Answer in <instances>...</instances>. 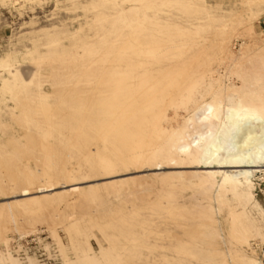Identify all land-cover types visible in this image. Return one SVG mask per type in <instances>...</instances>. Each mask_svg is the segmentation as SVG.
<instances>
[{
	"label": "rangeland",
	"instance_id": "374dc122",
	"mask_svg": "<svg viewBox=\"0 0 264 264\" xmlns=\"http://www.w3.org/2000/svg\"><path fill=\"white\" fill-rule=\"evenodd\" d=\"M261 1L0 0V62L16 76L0 68V264H264V173L249 201L183 156L142 160L156 110L138 102L152 85L178 105L193 85L256 80L264 96ZM112 47L135 50L144 82L131 108L104 114Z\"/></svg>",
	"mask_w": 264,
	"mask_h": 264
},
{
	"label": "bare ground",
	"instance_id": "6f19581e",
	"mask_svg": "<svg viewBox=\"0 0 264 264\" xmlns=\"http://www.w3.org/2000/svg\"><path fill=\"white\" fill-rule=\"evenodd\" d=\"M116 41L117 40H115V43ZM111 49H113V47ZM143 53L149 56L150 58V57H155L158 54L162 55L163 51H159L156 48H149V49L147 48ZM134 54H135V50L129 47H122V48L119 47L113 49L112 54L108 55L111 57L107 60L108 62L106 66L100 67L99 69L97 68L98 69L97 83L100 86H102L104 83H108V89L111 92L107 101L104 103L105 105L104 108H102L103 109L102 113L113 114L116 111L127 110L134 105V102H136L133 99V95L130 90L133 87L141 88L143 86L144 81H141V79H139V75L136 72V68L132 64L135 61H137L136 59L134 60V62L132 60L131 56H133ZM139 65L141 67L140 63ZM149 65L150 64H148V66ZM0 68L7 70L11 77L13 75L14 78H11V80L15 79L16 77L14 75L15 73L13 74L15 70L14 71L10 70V66L8 65V62L6 61L0 62ZM148 71L150 70H147V72ZM104 73H106L105 76ZM159 73L157 74L159 75ZM94 74H96V72ZM172 76L173 73L169 77L171 78ZM158 77L160 78V76ZM164 80L166 81L167 77H165ZM6 83H7L6 80L5 82L3 80V84H5L3 85L4 87L6 86ZM221 86L203 88L202 91L199 92V88L197 87V85L196 86L193 85L189 88L187 92L182 94L181 99L178 102V105L177 104L175 105L173 103V100L166 99L165 94L163 90L159 88V85L158 86L152 85L150 87H147L150 88L149 93L140 96L139 97L140 100L138 102H140L141 104L149 103L151 105V109L153 108V110H156V113L152 119H147V118L143 119L144 123H147L151 126L150 135L152 136V139H154L153 140L154 143L152 144V147H150L146 151L147 153L145 152L146 156H142L141 159L144 160V159H148V157L149 158L151 157L154 163L155 161L156 162L159 161L160 163V160L163 159L172 158L173 156H183L186 160L191 162L190 164L196 165L198 169L206 170L207 172L206 171L204 172H206L208 178L214 179L217 176H220L222 178L221 189L223 193H230L237 199H243L247 197L249 201H253V195L250 194L248 191L252 186L254 177L260 172L264 173L263 88L260 86V82L257 80L255 81L256 87L253 90H248L250 88L249 84H248L249 88L247 90L231 89L229 87H221ZM180 107H184L186 110L189 107L192 108L193 114L185 122H180L178 119L177 110ZM170 111L172 112V115L169 114ZM125 114L124 116H126ZM128 122H129V118L125 117L123 121V125H127ZM111 125L113 124L111 123ZM116 125L117 123L115 124V126ZM102 129L103 128H101V131ZM152 161L150 159L149 163ZM204 183L206 182L204 181ZM94 198L96 199L97 197ZM32 199H33L32 201L36 200V198L35 200L34 198ZM224 204H226V201ZM206 228L211 229L212 227L211 228L206 227ZM215 232H217V230ZM239 233L240 232L237 231L236 234ZM200 237L197 236V238ZM203 238L204 237H202L201 239ZM194 239L195 238H193L192 240ZM202 241L205 242V239ZM200 244L202 245V243ZM178 245H180V243H178ZM180 247L182 248V246ZM183 248L185 249V246ZM175 251L177 252V250ZM190 251L192 250L190 249ZM182 252L183 251H181V253ZM199 253L202 254L201 252ZM203 255L204 254H202V256ZM192 256H194V254H192ZM199 256L201 257V255H198V257ZM94 259L96 260V258ZM95 263H89V264H95ZM239 264H257V263L255 260L249 258H243Z\"/></svg>",
	"mask_w": 264,
	"mask_h": 264
},
{
	"label": "crops",
	"instance_id": "0c3cea01",
	"mask_svg": "<svg viewBox=\"0 0 264 264\" xmlns=\"http://www.w3.org/2000/svg\"><path fill=\"white\" fill-rule=\"evenodd\" d=\"M260 30L262 33H264V17L259 22Z\"/></svg>",
	"mask_w": 264,
	"mask_h": 264
}]
</instances>
